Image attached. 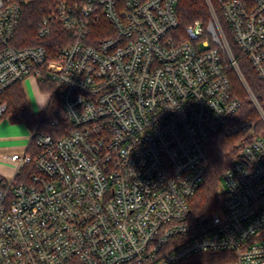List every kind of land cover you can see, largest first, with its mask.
Segmentation results:
<instances>
[{"label":"built area","instance_id":"2783aa9c","mask_svg":"<svg viewBox=\"0 0 264 264\" xmlns=\"http://www.w3.org/2000/svg\"><path fill=\"white\" fill-rule=\"evenodd\" d=\"M30 1L0 0V120L5 92L44 72L68 127L55 119L61 136L33 131L6 156L0 264H264V106L228 38L264 81V0H204L209 20L186 27L179 0H61L39 25L44 39L57 24L73 35L54 58L12 45ZM219 131L243 134L239 159L221 176L219 210L195 215Z\"/></svg>","mask_w":264,"mask_h":264},{"label":"trees","instance_id":"16d2710c","mask_svg":"<svg viewBox=\"0 0 264 264\" xmlns=\"http://www.w3.org/2000/svg\"><path fill=\"white\" fill-rule=\"evenodd\" d=\"M59 1L61 0H31L25 5L12 45L17 48L45 46L49 50L51 58H54L69 44L73 43V35L60 24L55 25L49 39L39 36L40 23L44 18L54 13ZM177 14L182 27H186L197 20L207 22L210 18L204 0H179ZM228 38L234 54L239 59L244 79L260 104L264 106V81L259 78L249 60L241 56V52L234 44L229 33ZM230 76L235 93L242 102L240 117L244 119L252 117L258 120V128L255 131L257 136L262 131L263 126L259 122L256 109L238 75L231 72ZM38 86L42 93H50L53 90V83L48 80V75L44 72L43 77L38 80ZM2 100L7 104L5 116L11 117L12 122L24 123L31 131L37 130L59 137L62 133L58 127L56 128L51 125L55 119L61 121V127H68L59 98H51L45 110L35 114L30 109L22 83H17L5 92ZM242 137L243 134H232L228 131H219L210 135L207 144L208 168L205 180L194 202L193 210L195 215H211L219 210L221 200L224 197L220 189L221 176L235 160L239 159ZM28 151H33V143L29 145ZM27 171L28 174H31L33 167H29L23 174L19 175V181L24 180V175ZM211 257V255H202L201 257H196L195 260L198 264H210ZM217 259H220L219 263H224L229 260V256L227 254H218ZM70 264L81 263L74 261Z\"/></svg>","mask_w":264,"mask_h":264},{"label":"crops","instance_id":"0c3cea01","mask_svg":"<svg viewBox=\"0 0 264 264\" xmlns=\"http://www.w3.org/2000/svg\"><path fill=\"white\" fill-rule=\"evenodd\" d=\"M22 85H23V88L25 90L27 100H28V103H29V106H30V109L32 110V112L35 114L43 112L47 105L45 107L42 106V102L40 101V97H39L40 95L39 94H43L46 96L47 104L49 101V97H48L47 93L41 92V90L38 86V81L34 77H30L27 80H25L22 83ZM17 123H21V122H17ZM17 123L12 122L11 118H10V123L0 122V133L4 129L14 128L15 127L14 124H17ZM13 140H15V139L8 137L7 135H1L0 134V163L4 162V161L9 162L6 159V156L11 155L13 153H16V145L11 144V142ZM26 140H28V144H29L30 137L26 138ZM27 146L22 148V150L25 151Z\"/></svg>","mask_w":264,"mask_h":264},{"label":"rangeland","instance_id":"374dc122","mask_svg":"<svg viewBox=\"0 0 264 264\" xmlns=\"http://www.w3.org/2000/svg\"><path fill=\"white\" fill-rule=\"evenodd\" d=\"M47 93L48 97H49V92H45ZM40 96V101L42 102V106L45 107L47 105V99L46 96L43 94H39ZM10 118L11 117H6L4 116L0 122H4V123H10ZM15 127L12 129H4L0 134L1 135H7L8 137L14 138L15 140H13L11 142L12 145H16V153H23L24 150H22V148H24L25 146L28 145V140H26V138L31 137V133L33 131H31L24 123H17L14 124ZM14 173V167L10 162L4 161L0 163V176L9 180L12 175ZM220 189L223 192L224 188H223V184L220 183Z\"/></svg>","mask_w":264,"mask_h":264}]
</instances>
